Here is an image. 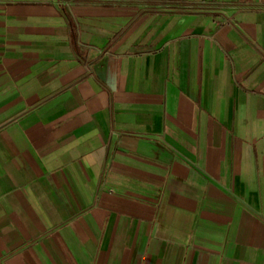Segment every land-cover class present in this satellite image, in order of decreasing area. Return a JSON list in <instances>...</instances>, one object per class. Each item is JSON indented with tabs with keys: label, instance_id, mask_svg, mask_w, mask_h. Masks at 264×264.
I'll return each instance as SVG.
<instances>
[{
	"label": "crops",
	"instance_id": "0c3cea01",
	"mask_svg": "<svg viewBox=\"0 0 264 264\" xmlns=\"http://www.w3.org/2000/svg\"><path fill=\"white\" fill-rule=\"evenodd\" d=\"M0 264H264V0H0Z\"/></svg>",
	"mask_w": 264,
	"mask_h": 264
},
{
	"label": "built area",
	"instance_id": "2783aa9c",
	"mask_svg": "<svg viewBox=\"0 0 264 264\" xmlns=\"http://www.w3.org/2000/svg\"><path fill=\"white\" fill-rule=\"evenodd\" d=\"M232 22H233V21H232L231 18L227 19V21H226L227 24H232Z\"/></svg>",
	"mask_w": 264,
	"mask_h": 264
}]
</instances>
